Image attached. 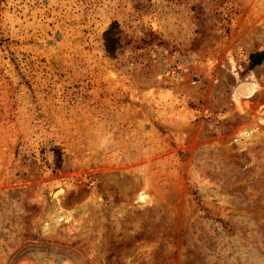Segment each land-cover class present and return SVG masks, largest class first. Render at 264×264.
<instances>
[{
	"label": "rangeland",
	"instance_id": "1",
	"mask_svg": "<svg viewBox=\"0 0 264 264\" xmlns=\"http://www.w3.org/2000/svg\"><path fill=\"white\" fill-rule=\"evenodd\" d=\"M263 50L264 0H0V264H264Z\"/></svg>",
	"mask_w": 264,
	"mask_h": 264
},
{
	"label": "trees",
	"instance_id": "2",
	"mask_svg": "<svg viewBox=\"0 0 264 264\" xmlns=\"http://www.w3.org/2000/svg\"><path fill=\"white\" fill-rule=\"evenodd\" d=\"M117 23H113L104 34L105 50L110 56H114L118 50L119 37L117 35ZM264 62V50L250 56L249 69L252 70ZM54 154L55 169L60 170L63 164V153L60 147L55 146L51 149ZM196 196V194H194ZM199 201V197L196 196Z\"/></svg>",
	"mask_w": 264,
	"mask_h": 264
},
{
	"label": "bare ground",
	"instance_id": "3",
	"mask_svg": "<svg viewBox=\"0 0 264 264\" xmlns=\"http://www.w3.org/2000/svg\"><path fill=\"white\" fill-rule=\"evenodd\" d=\"M258 90L259 86L256 82L251 80H245L238 84L235 89L234 96L239 103V100H241L242 98L248 99L256 95Z\"/></svg>",
	"mask_w": 264,
	"mask_h": 264
}]
</instances>
